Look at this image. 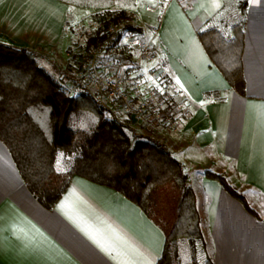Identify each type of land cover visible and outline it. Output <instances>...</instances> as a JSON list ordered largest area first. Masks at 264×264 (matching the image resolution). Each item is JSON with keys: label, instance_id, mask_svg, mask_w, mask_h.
I'll return each mask as SVG.
<instances>
[{"label": "crops", "instance_id": "obj_1", "mask_svg": "<svg viewBox=\"0 0 264 264\" xmlns=\"http://www.w3.org/2000/svg\"><path fill=\"white\" fill-rule=\"evenodd\" d=\"M157 1L137 0L133 16L141 28L157 30L158 88L184 107L175 114L177 132L133 123L134 129L181 164L213 263L264 264V0H246L238 87L210 58V38L198 33L236 14L241 0ZM107 6V0H0V43L60 57L77 28ZM46 60L52 71L67 70ZM206 172L222 175L244 203ZM164 241L163 229L135 203L78 175L44 208L0 140V264H156Z\"/></svg>", "mask_w": 264, "mask_h": 264}, {"label": "trees", "instance_id": "obj_2", "mask_svg": "<svg viewBox=\"0 0 264 264\" xmlns=\"http://www.w3.org/2000/svg\"><path fill=\"white\" fill-rule=\"evenodd\" d=\"M107 1L108 6L94 15L98 26L90 35H82L76 58L82 56L81 47H101L108 41L102 48L104 57L130 59L122 38L142 32L138 24H128L137 0ZM245 4L246 0L239 2L230 20L227 17L221 25L198 33L202 39L210 38L206 48L210 58L237 87ZM112 5L115 8H109ZM120 23L124 25L117 32L107 33L110 25ZM66 72L61 76L70 86L73 81ZM0 140L25 186L44 208L51 209L71 177L78 175L117 190L163 229L165 241L156 264H214L188 177L165 147L151 136L137 134L116 104H102L82 89L67 93L32 51L3 43ZM206 175L244 203L222 175ZM164 207L170 210L167 219Z\"/></svg>", "mask_w": 264, "mask_h": 264}, {"label": "built area", "instance_id": "obj_3", "mask_svg": "<svg viewBox=\"0 0 264 264\" xmlns=\"http://www.w3.org/2000/svg\"><path fill=\"white\" fill-rule=\"evenodd\" d=\"M164 4L165 0H158ZM154 12L156 8L147 7ZM136 25L135 16L128 22ZM124 24H112L107 33L113 35ZM98 26L94 20H87L77 28L75 39L82 40V35H90ZM80 29V30H79ZM157 30L142 28L139 34H126L122 44L130 54L125 62L113 61L104 57L108 41L101 47L82 48V56L70 71L69 77L74 90H85L102 104L118 106L119 113L134 124L154 130L163 128L176 132L178 121L175 114L184 107L183 103H173L165 89L159 90V77L152 67L157 56L154 40Z\"/></svg>", "mask_w": 264, "mask_h": 264}, {"label": "rangeland", "instance_id": "obj_4", "mask_svg": "<svg viewBox=\"0 0 264 264\" xmlns=\"http://www.w3.org/2000/svg\"><path fill=\"white\" fill-rule=\"evenodd\" d=\"M92 17H94L95 18V16L93 15ZM80 30V29H79ZM74 39V38H73ZM76 39H74V42L75 43H72L71 44V46H69L68 48H69V50L67 51V52H65L66 54H62L60 57L59 56H57L56 54H54V55H51V56H49V55H47V56H44L45 57V59L46 58H51V60L52 61H58L59 63H57V64H63V65H65V68H67V72L66 73H68V74H70V71L74 68V66L78 63V59L79 58H76V56L78 55L77 53H78V51L80 50V48H79V45L80 44H82V41L83 40H79V39H77L76 41H75ZM79 56V55H78ZM44 57L43 56H40V57H38L37 56V60H38V63L40 64V66L41 67H43L47 72H49V73H51V75L57 80V82L59 83V84H62L63 85V87L66 89V91H67V93H69V94H73V93H75L76 92V90H74L71 86H68L67 85V83H66V81H65V79L64 78H62V74L64 75V72L63 71H52L51 69H50V67H49V65H48V60H46L45 61V59H44ZM55 62V63H56ZM67 74V75H68ZM159 77V76H158ZM135 126H137V127H140V128H144V129H146V130H148L147 128H145V127H142V126H139V125H136L135 124ZM179 129V128H178ZM149 131V130H148ZM178 131V130H177ZM176 131V132H177ZM149 132H152V130L151 131H149ZM168 199V198H167ZM165 208V207H164ZM165 209H167V208H165ZM169 209V208H168ZM167 209V212L165 211L164 213H166V214H164L165 216V218L167 219V217H169V215H170V210H168ZM209 253V252H208Z\"/></svg>", "mask_w": 264, "mask_h": 264}, {"label": "snow or ice", "instance_id": "obj_5", "mask_svg": "<svg viewBox=\"0 0 264 264\" xmlns=\"http://www.w3.org/2000/svg\"><path fill=\"white\" fill-rule=\"evenodd\" d=\"M213 2H215V0H213ZM261 127H262V130H264V118H262ZM58 163H59V161H58Z\"/></svg>", "mask_w": 264, "mask_h": 264}]
</instances>
